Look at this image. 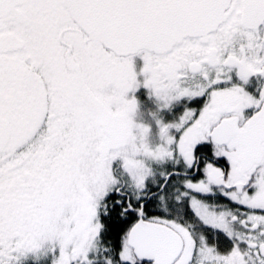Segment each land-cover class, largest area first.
Wrapping results in <instances>:
<instances>
[{"label": "snow or ice", "instance_id": "1", "mask_svg": "<svg viewBox=\"0 0 264 264\" xmlns=\"http://www.w3.org/2000/svg\"><path fill=\"white\" fill-rule=\"evenodd\" d=\"M0 264H264V0H0Z\"/></svg>", "mask_w": 264, "mask_h": 264}]
</instances>
